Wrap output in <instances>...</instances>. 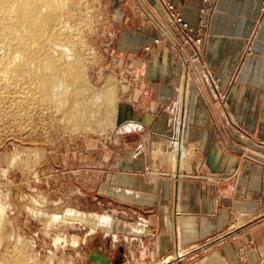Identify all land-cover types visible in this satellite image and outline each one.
<instances>
[{"label": "crops", "instance_id": "obj_1", "mask_svg": "<svg viewBox=\"0 0 264 264\" xmlns=\"http://www.w3.org/2000/svg\"><path fill=\"white\" fill-rule=\"evenodd\" d=\"M260 1L218 0L203 43L216 90L199 83L168 44L143 55L146 96L121 105L116 130L132 127L138 146L120 150L114 208L99 222L105 238L90 254L94 264H264ZM199 4L182 7L192 25ZM153 33L147 30L146 42ZM151 134L180 138L171 152L175 165L135 151Z\"/></svg>", "mask_w": 264, "mask_h": 264}, {"label": "rangeland", "instance_id": "obj_2", "mask_svg": "<svg viewBox=\"0 0 264 264\" xmlns=\"http://www.w3.org/2000/svg\"><path fill=\"white\" fill-rule=\"evenodd\" d=\"M63 7L58 27L66 22L68 37L48 45L71 64L77 82L64 83L54 74L55 83L85 91L91 101L75 107L96 115L67 118L32 97L24 85L30 72H8L0 63V264H94L90 254L105 238L99 222L114 208L120 150L138 146L132 127L116 131L117 117L123 103L146 96L140 84L146 80L145 45L159 31L154 12L145 0H63ZM149 29L154 33L146 42ZM8 31L23 37L12 23ZM30 46L24 41L15 49L24 55L26 70L34 67ZM109 83L112 98L97 104L91 97ZM144 142L136 152L177 163L171 153L181 146L177 135L151 134Z\"/></svg>", "mask_w": 264, "mask_h": 264}, {"label": "bare ground", "instance_id": "obj_3", "mask_svg": "<svg viewBox=\"0 0 264 264\" xmlns=\"http://www.w3.org/2000/svg\"><path fill=\"white\" fill-rule=\"evenodd\" d=\"M63 10V0H0V25L2 27V32H0V49H2V52H0V63H2L3 69L5 66L6 69L8 68V72H30L29 77L24 79V85L32 92V97L40 99L56 109V111L62 110L63 114L69 118L75 115H86L89 112L87 111L88 109L82 111L80 108V111L75 106L78 103L86 105L91 100L85 91L80 92L81 88L76 93L71 91L68 86L62 87L60 83H55L54 74L61 76V78L63 77L64 83L77 82V77L73 75L71 64L62 61L61 57L55 55L48 45L49 41H57L68 37L64 33L68 29L66 22L59 26L62 27L61 29H58L61 21L59 14ZM10 23L21 30L23 37H18L8 31ZM24 41H28L31 44L28 55L34 64V67L28 70H26L24 65L22 52L15 53L17 51L15 50L16 48L20 51ZM109 85L103 91H98L95 96L91 97L98 100L97 104L104 97L108 98L110 96L108 99L112 98ZM70 98L72 99L71 102ZM95 113L90 111V118L94 117ZM73 127H76V124ZM70 216L75 217L73 213Z\"/></svg>", "mask_w": 264, "mask_h": 264}, {"label": "built area", "instance_id": "obj_4", "mask_svg": "<svg viewBox=\"0 0 264 264\" xmlns=\"http://www.w3.org/2000/svg\"><path fill=\"white\" fill-rule=\"evenodd\" d=\"M187 1L156 0L157 5L163 8V15L158 13L153 4H149L150 10L154 12L155 25L159 31L153 36L152 43L145 45V49L152 50L161 44H168L177 49L182 55L184 67L194 71L198 82L206 81L213 91L217 89V79L213 76L209 65L203 60V43L218 0H199V16L196 25L190 24L184 17L182 7ZM263 19L264 0H261L259 20ZM138 219L141 220L142 216H138Z\"/></svg>", "mask_w": 264, "mask_h": 264}]
</instances>
